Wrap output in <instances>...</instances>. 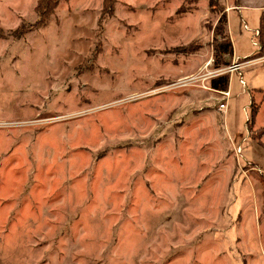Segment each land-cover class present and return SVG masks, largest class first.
Returning a JSON list of instances; mask_svg holds the SVG:
<instances>
[{
    "label": "rangeland",
    "instance_id": "obj_1",
    "mask_svg": "<svg viewBox=\"0 0 264 264\" xmlns=\"http://www.w3.org/2000/svg\"><path fill=\"white\" fill-rule=\"evenodd\" d=\"M39 2L0 0V264H264V60L225 72L212 47L233 0H116L109 17L59 0L32 27ZM225 75L244 110L232 92L217 110Z\"/></svg>",
    "mask_w": 264,
    "mask_h": 264
},
{
    "label": "crops",
    "instance_id": "obj_2",
    "mask_svg": "<svg viewBox=\"0 0 264 264\" xmlns=\"http://www.w3.org/2000/svg\"><path fill=\"white\" fill-rule=\"evenodd\" d=\"M232 3H233L232 4L233 6L229 7L227 5L226 6L227 9L226 8L224 9L225 35L228 37L230 44H231V48H232L231 55L229 57H231V59H233L232 57L238 58V59H241L244 57H251L250 51H247L245 49H238L235 45L236 41L243 40V38H246L250 42L251 40H254V38L256 37L257 46L259 44L258 50L261 52L264 51V0H233ZM232 10H234L236 12L235 14L239 17V22H240V19H244L246 22H248V24L243 23L246 26V28L242 27L243 30L246 32V34L242 32L237 33L235 30H233L232 19H231V14H230ZM254 31L257 32L256 35H254ZM234 35L236 36V40H235ZM248 84L250 83L248 82ZM228 90H229V93L232 92L231 96L232 95H242L244 97V102L242 103V106H241V110H244L243 107L245 106V104L247 103L249 99L244 93L245 87L239 86V87L233 88V80L231 78L229 79ZM230 97L228 98V100L230 99ZM227 107H228V101H227Z\"/></svg>",
    "mask_w": 264,
    "mask_h": 264
},
{
    "label": "trees",
    "instance_id": "obj_3",
    "mask_svg": "<svg viewBox=\"0 0 264 264\" xmlns=\"http://www.w3.org/2000/svg\"><path fill=\"white\" fill-rule=\"evenodd\" d=\"M59 0H40L38 4V8H41L42 13L40 14V18L32 25V27L43 26L48 19V16L52 13L56 4ZM116 0H102L100 15L109 17L113 13V7ZM45 12V13H43ZM262 20V19H261ZM221 21H224V15L221 13L217 19L215 25L212 27V33L214 35L219 36V40L216 38H212V47L215 49L217 47L220 48V53L231 55V44L228 37L225 35V28L218 27ZM214 51V50H213ZM227 85V76L225 75L223 81L214 80L211 81V87L219 90H224Z\"/></svg>",
    "mask_w": 264,
    "mask_h": 264
},
{
    "label": "built area",
    "instance_id": "obj_4",
    "mask_svg": "<svg viewBox=\"0 0 264 264\" xmlns=\"http://www.w3.org/2000/svg\"><path fill=\"white\" fill-rule=\"evenodd\" d=\"M243 28H246V26L244 24H243ZM256 34H257V32L254 31V35H256ZM250 42H251V44L253 46L257 45V43L254 40H251ZM256 57H259V58L247 59L248 57H244V58L238 59V58L232 57L233 58L232 62L228 65L227 70H225V72H232V71L236 70L240 65L247 64L248 62L257 61V60H261V59L264 60V54L256 56ZM215 73L220 74V73H222V71H221V69H217L215 71ZM193 79H195V77L193 75L183 76V77L177 79L176 81H173L171 83H167V84H164L162 86L156 87V88H154L152 90H149L146 93L148 95H150V94H158V93H161V92H164V91H167V90H171V89H174V88H177V87L184 86L188 82L192 81ZM239 82L241 84H243L241 79L239 80ZM214 92L220 94L221 97H222L221 98L222 100L217 103L216 108H217V110H219L223 114H225V112L227 110V101H228V98H229V90L227 89V90H223V91H218V90L214 89Z\"/></svg>",
    "mask_w": 264,
    "mask_h": 264
},
{
    "label": "bare ground",
    "instance_id": "obj_5",
    "mask_svg": "<svg viewBox=\"0 0 264 264\" xmlns=\"http://www.w3.org/2000/svg\"><path fill=\"white\" fill-rule=\"evenodd\" d=\"M209 64V62H207L203 67H205L206 65H208Z\"/></svg>",
    "mask_w": 264,
    "mask_h": 264
}]
</instances>
